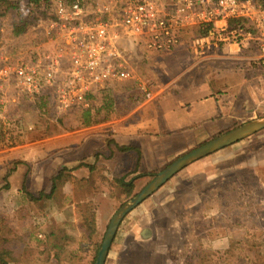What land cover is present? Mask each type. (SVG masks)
Listing matches in <instances>:
<instances>
[{"label":"rangeland","instance_id":"obj_1","mask_svg":"<svg viewBox=\"0 0 264 264\" xmlns=\"http://www.w3.org/2000/svg\"><path fill=\"white\" fill-rule=\"evenodd\" d=\"M28 14L24 6L21 15L12 12L0 18V57L19 59L38 43L42 30L36 24L20 36L11 33L12 25L25 21ZM187 42L174 63L168 55L130 49L138 80L111 85L93 105L108 109L107 120L122 118L153 97L173 75L186 71L198 74L200 70L191 67L196 58L190 55ZM141 82L150 86L148 95L141 92ZM82 112L59 114L51 104L10 90L0 118V167L2 162L7 164L12 153L41 146V140L56 143L62 136L71 142L72 132L83 128ZM32 142L39 143L29 145ZM162 170L136 178L134 195L125 201L115 199L118 191L110 178L98 176L95 182L89 179L83 184L69 170L66 182L62 181L64 184L58 186L51 199L32 201L30 191L9 194L0 188V251L12 250L8 264H96L114 214ZM2 183L0 177V187ZM106 191L109 195L105 197ZM111 193L112 200L108 197ZM89 209L100 211L95 234L85 222ZM136 217L134 226L144 223L143 229L150 233H165L171 244V264H264V130L191 164L132 211L120 226L117 242L112 244L110 263ZM210 251L220 254L208 256ZM226 251L230 253L225 255Z\"/></svg>","mask_w":264,"mask_h":264},{"label":"crops","instance_id":"obj_2","mask_svg":"<svg viewBox=\"0 0 264 264\" xmlns=\"http://www.w3.org/2000/svg\"><path fill=\"white\" fill-rule=\"evenodd\" d=\"M184 46L160 55H168L174 63ZM258 55L253 45H224L204 57L193 55L196 60L192 59L191 67L200 70L198 74L186 71L173 75L153 97L126 116L72 132L68 143L58 136L56 143L41 140L42 145L37 146L39 142H32L29 145L37 147L12 153L7 164L1 161L0 188L9 194H50L53 177L63 170H69L83 184L89 179L95 182L98 176L108 177L114 184L123 177L126 181L139 179L164 169L198 144L263 118L264 69L257 65ZM113 196L108 197L112 200ZM99 216L98 210L96 232ZM136 219L124 233L114 261L109 262V255L106 264H171V244L165 233H150L143 229L144 223L134 226Z\"/></svg>","mask_w":264,"mask_h":264},{"label":"built area","instance_id":"obj_3","mask_svg":"<svg viewBox=\"0 0 264 264\" xmlns=\"http://www.w3.org/2000/svg\"><path fill=\"white\" fill-rule=\"evenodd\" d=\"M51 1L54 17L37 22L34 48L0 57V118L10 90L59 114L89 108L111 85L138 80L132 48L168 54L188 39L189 51L204 57L224 45H253L264 69V0ZM139 88L148 95V84Z\"/></svg>","mask_w":264,"mask_h":264},{"label":"trees","instance_id":"obj_4","mask_svg":"<svg viewBox=\"0 0 264 264\" xmlns=\"http://www.w3.org/2000/svg\"><path fill=\"white\" fill-rule=\"evenodd\" d=\"M25 3V4H23ZM27 7L29 9V14L25 21H21L20 23H16L13 26V34L15 36H20L24 34L31 26L37 24L39 20H47L54 17L53 15V5L51 0H0V18L6 17L9 13L16 12L21 15V11L23 7ZM207 32V28H199L196 33L197 34H205ZM105 110V113L104 111ZM103 111V112H102ZM108 109L100 106H94L93 104L83 110L81 114L82 118V126L90 127L101 122H105L108 119ZM121 151L129 150V148H121ZM66 170L61 171L58 175L53 177L52 179V189L50 194H45L44 192L39 193V199L32 194L28 195L32 201H37L40 199H51L53 194H55L58 186L64 184L66 182ZM64 180V183L62 182ZM136 178H132L129 181H126V177L115 180V185L117 187V195L115 199L118 201H125L131 198L135 192L134 181ZM85 222L87 227L91 230L92 234L96 233V213L89 209L86 212ZM1 234V227H0ZM65 242V240L63 241ZM59 251L62 248H58ZM230 252L226 251L224 254H229ZM220 252L210 251L208 256L219 255ZM12 259V250H2L0 251V264H8V259ZM9 259V260H10Z\"/></svg>","mask_w":264,"mask_h":264},{"label":"water","instance_id":"obj_5","mask_svg":"<svg viewBox=\"0 0 264 264\" xmlns=\"http://www.w3.org/2000/svg\"><path fill=\"white\" fill-rule=\"evenodd\" d=\"M263 130L264 117L250 121L184 154L159 172L141 192L121 206L114 214L105 233L96 264H106L113 241L123 220L143 202L159 191L173 177L191 164L250 138Z\"/></svg>","mask_w":264,"mask_h":264}]
</instances>
